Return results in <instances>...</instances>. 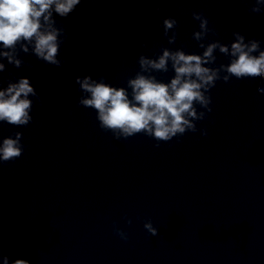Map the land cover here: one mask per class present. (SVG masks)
Listing matches in <instances>:
<instances>
[{"label": "water", "instance_id": "1", "mask_svg": "<svg viewBox=\"0 0 264 264\" xmlns=\"http://www.w3.org/2000/svg\"><path fill=\"white\" fill-rule=\"evenodd\" d=\"M252 6L251 0H81L67 17L54 14L66 31L61 66L31 52L19 53L20 68L5 59L0 88L27 77L38 98L29 97L27 126L0 122V141L21 132L24 146L21 157L0 162V257L9 264H264V94L257 91L264 79L218 80L210 90L212 111L195 122L198 130L167 142L144 133L115 139L99 127L94 109L78 103L84 93L76 83L90 75L127 87L139 56L154 58L162 47L202 54L192 39L199 30L194 11L218 33L205 43L230 45L240 32L264 49V9L252 13ZM167 17L178 22L171 45L161 26ZM215 55L212 67L229 63ZM152 74L166 83L174 76L171 67ZM148 220L158 236L143 227Z\"/></svg>", "mask_w": 264, "mask_h": 264}, {"label": "clouds", "instance_id": "2", "mask_svg": "<svg viewBox=\"0 0 264 264\" xmlns=\"http://www.w3.org/2000/svg\"><path fill=\"white\" fill-rule=\"evenodd\" d=\"M80 2L0 0V73L6 70L3 62L5 59L16 68L22 66L24 62L19 58L20 52H31L47 64L61 66L62 60L58 56L66 31L56 26L54 14L67 17ZM251 2L253 6L250 12L260 13L264 9V0ZM157 11L161 9L157 8ZM192 17L199 22V30L192 33V39L203 49L202 54H189L183 48L173 50L162 47L161 53L154 58L140 55L139 71L127 79V87H114L106 83L104 77H76V83L84 93L78 103L96 111V119L102 130L110 131L117 140L144 133L158 142H167L173 137L184 135L186 131L198 130L195 122L205 119L206 114L212 111L210 90L218 80L227 83L231 77L238 80L256 77L264 79V49H261L260 40H246L243 34L234 32V40L230 45L218 39L205 43L209 34L218 33L209 27V20L203 12L194 11ZM177 24V20L172 17L162 19L163 35L170 45L176 42ZM169 30H172L171 35ZM141 47H147V44L142 43ZM217 50L229 58L228 64L211 66L217 61ZM169 67L174 76L167 83L152 74L167 73ZM257 91L264 94V84ZM29 97L38 98L29 78L20 77L15 82L9 80L6 88H0V122L17 127L27 126L32 121L30 113L33 101ZM196 105L206 111H198ZM202 134L207 135V131L202 130ZM22 136L21 132H16L14 138L6 137L0 141V162L22 156ZM127 222L131 224L130 219ZM143 227L151 236L159 235L151 220L146 221ZM114 231L121 239H128L127 233L121 229L114 228ZM0 258L3 264H9V257ZM12 264L30 262L16 259Z\"/></svg>", "mask_w": 264, "mask_h": 264}]
</instances>
